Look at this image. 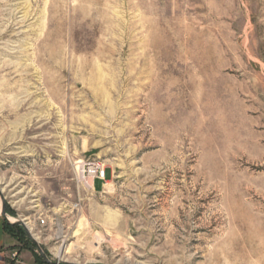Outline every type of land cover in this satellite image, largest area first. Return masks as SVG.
Masks as SVG:
<instances>
[{"label": "rangeland", "instance_id": "rangeland-1", "mask_svg": "<svg viewBox=\"0 0 264 264\" xmlns=\"http://www.w3.org/2000/svg\"><path fill=\"white\" fill-rule=\"evenodd\" d=\"M14 218L53 264H264V0H0V264H36Z\"/></svg>", "mask_w": 264, "mask_h": 264}, {"label": "built area", "instance_id": "built-area-1", "mask_svg": "<svg viewBox=\"0 0 264 264\" xmlns=\"http://www.w3.org/2000/svg\"><path fill=\"white\" fill-rule=\"evenodd\" d=\"M106 168L104 161L99 158H84L77 162L75 177L79 184L84 188L96 192L94 187V180L102 181V189L107 184L106 179ZM38 223L40 225L45 224V218H38ZM8 261L10 264H33L29 263L23 258H21V251L16 246L7 251Z\"/></svg>", "mask_w": 264, "mask_h": 264}, {"label": "water", "instance_id": "water-1", "mask_svg": "<svg viewBox=\"0 0 264 264\" xmlns=\"http://www.w3.org/2000/svg\"><path fill=\"white\" fill-rule=\"evenodd\" d=\"M1 215L3 216V218H5L7 221H9V217L6 215L5 210H4V205L2 203V208H1ZM13 222L18 223L27 233L28 237L30 238V240L34 243V245L36 246L37 251L40 253V255L42 256V258L44 259L45 262L47 263H54L51 260H49L47 258L46 253L44 252L43 248L38 244V242L36 241V239L32 236V234L28 231V229L26 228L25 223L23 222V220L21 219H17L14 218ZM71 264V263H70Z\"/></svg>", "mask_w": 264, "mask_h": 264}, {"label": "trees", "instance_id": "trees-1", "mask_svg": "<svg viewBox=\"0 0 264 264\" xmlns=\"http://www.w3.org/2000/svg\"><path fill=\"white\" fill-rule=\"evenodd\" d=\"M15 227L16 226H11V225L5 224L4 228H5L6 232H9L11 235H13L16 240H19V241L21 240L22 241V233H25L24 229L19 226L20 230L18 232L17 230H15ZM31 243L34 245V243L32 241H31ZM35 248H36V246H35ZM36 262H37L36 264H50V263H47V262L43 261L41 256H38V258L36 259Z\"/></svg>", "mask_w": 264, "mask_h": 264}, {"label": "crops", "instance_id": "crops-1", "mask_svg": "<svg viewBox=\"0 0 264 264\" xmlns=\"http://www.w3.org/2000/svg\"><path fill=\"white\" fill-rule=\"evenodd\" d=\"M107 171L110 172V177H109V178H106L107 181H108V180H110L111 177H112V170H111L109 167H107V168H106V173H107ZM106 173H105V175H106ZM94 182H95V180H94ZM101 190H102V185H101V189H100V190H96V191H101Z\"/></svg>", "mask_w": 264, "mask_h": 264}, {"label": "bare ground", "instance_id": "bare-ground-1", "mask_svg": "<svg viewBox=\"0 0 264 264\" xmlns=\"http://www.w3.org/2000/svg\"><path fill=\"white\" fill-rule=\"evenodd\" d=\"M97 238V237H96Z\"/></svg>", "mask_w": 264, "mask_h": 264}]
</instances>
